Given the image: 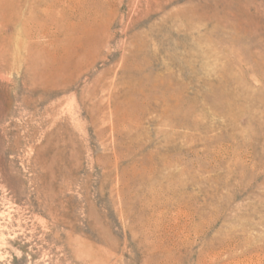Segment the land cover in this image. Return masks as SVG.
Segmentation results:
<instances>
[{"label": "rangeland", "instance_id": "374dc122", "mask_svg": "<svg viewBox=\"0 0 264 264\" xmlns=\"http://www.w3.org/2000/svg\"><path fill=\"white\" fill-rule=\"evenodd\" d=\"M0 264H264V0H0Z\"/></svg>", "mask_w": 264, "mask_h": 264}]
</instances>
